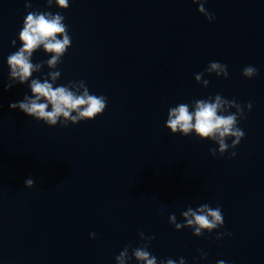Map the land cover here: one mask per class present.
Instances as JSON below:
<instances>
[{
	"label": "water",
	"instance_id": "1",
	"mask_svg": "<svg viewBox=\"0 0 264 264\" xmlns=\"http://www.w3.org/2000/svg\"><path fill=\"white\" fill-rule=\"evenodd\" d=\"M30 2L28 11L63 15L72 38L54 87L82 79L108 103L68 127L11 109L31 95L32 78L52 82L56 69L40 45L30 58L45 61L39 72L5 88L27 11L25 0H0V264H116L126 244L131 255L142 243L140 232L155 236L148 250L158 259L264 264V0H206L211 22L192 0ZM210 61L226 64L228 77L205 72V88L194 74ZM247 65L258 75L242 76ZM217 93L253 102L233 158L232 149L211 155L216 141L165 126L170 107ZM204 203L221 207L223 228L197 237L169 223ZM225 230L231 235L217 240Z\"/></svg>",
	"mask_w": 264,
	"mask_h": 264
},
{
	"label": "clouds",
	"instance_id": "2",
	"mask_svg": "<svg viewBox=\"0 0 264 264\" xmlns=\"http://www.w3.org/2000/svg\"><path fill=\"white\" fill-rule=\"evenodd\" d=\"M198 3V11L202 13L210 22L215 20V16L208 12L204 7L206 0H192ZM61 9L69 7V0H56ZM47 5H51V0H47ZM32 8L30 0H25V10L27 15L23 20V27L19 31L18 38L22 41L19 50L7 57V64L10 68L9 82L5 85L6 89H10L14 84H24L32 77L33 72H39L41 64H33L30 60L33 50L40 45L46 53H52L51 58L46 61L50 68L56 69L48 73L52 82L45 77L43 82L41 78H32L28 85L31 95L27 93L22 100L9 104L11 109H19L27 116H31L37 121H43L50 127L56 126L58 123L61 127H68L71 124H77L85 120H93L98 115H102L107 107V97L104 95L90 94L84 80L69 81L66 85H56L57 78L61 76V72L57 70V66L62 63V57L71 47L72 38L69 35L68 27L64 23L65 17L59 12L53 14L47 11H28ZM62 37V38H61ZM16 44V40L12 41ZM209 75L215 73L217 76L223 75L228 77L227 65L219 61H210L203 72L194 74V78L203 87L207 88L209 81L202 79L204 74ZM258 75L255 66L247 65L242 69V76L251 79ZM78 86V88L76 87ZM76 88V90H72ZM82 88L83 92L79 93ZM252 101L241 105L235 98L229 100L217 93L214 97L209 96L206 99L192 100L188 103H179L175 107H170L165 126L170 129L172 134L179 133L183 136H189L193 133L201 140L216 141L218 148H211V155L223 156L229 149L228 158L237 155L235 149L242 138L246 135L244 130L239 127L241 119L246 118V110L251 111ZM49 105L51 109H49ZM190 107L192 110L190 111ZM235 108V112L230 109ZM75 112V115L72 113ZM63 117L64 119H60ZM231 138V144L227 140ZM25 186L31 188L34 185L32 178L24 181ZM183 223H178L175 213L169 215V223L175 226L176 230L184 227L191 228L193 235L200 237L205 232L211 233L213 230L221 229L224 226V216L220 206L210 207L208 203L199 205L193 209L191 206L181 211ZM227 230L218 232L216 239L219 240L224 236H230ZM90 238H95L96 233H89ZM142 243L138 247L132 248L129 255L130 244H126L115 257L116 264H128L130 260L135 258L138 264H186L184 257H180L178 262L172 258L158 259L148 249L151 241L155 236H145L143 232L139 233ZM202 257L206 253H201ZM218 264H225L223 260Z\"/></svg>",
	"mask_w": 264,
	"mask_h": 264
}]
</instances>
